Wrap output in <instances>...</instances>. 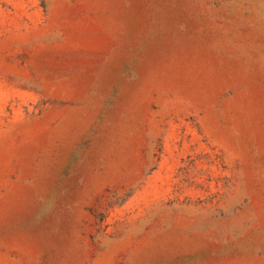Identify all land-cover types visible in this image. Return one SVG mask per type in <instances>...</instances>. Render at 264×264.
Here are the masks:
<instances>
[{
    "label": "rangeland",
    "instance_id": "rangeland-1",
    "mask_svg": "<svg viewBox=\"0 0 264 264\" xmlns=\"http://www.w3.org/2000/svg\"><path fill=\"white\" fill-rule=\"evenodd\" d=\"M0 264H264V0H0Z\"/></svg>",
    "mask_w": 264,
    "mask_h": 264
}]
</instances>
